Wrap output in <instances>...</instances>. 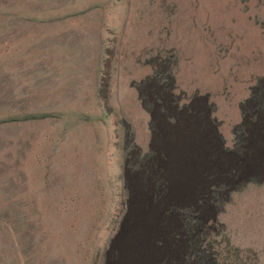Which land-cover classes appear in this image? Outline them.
Masks as SVG:
<instances>
[{
    "label": "rangeland",
    "instance_id": "1",
    "mask_svg": "<svg viewBox=\"0 0 264 264\" xmlns=\"http://www.w3.org/2000/svg\"><path fill=\"white\" fill-rule=\"evenodd\" d=\"M149 126L193 172L177 264H264V0H0V264H84Z\"/></svg>",
    "mask_w": 264,
    "mask_h": 264
},
{
    "label": "crops",
    "instance_id": "2",
    "mask_svg": "<svg viewBox=\"0 0 264 264\" xmlns=\"http://www.w3.org/2000/svg\"><path fill=\"white\" fill-rule=\"evenodd\" d=\"M144 132L146 149L118 161L108 215L89 224L77 248L84 264H177L188 252L191 163L150 126Z\"/></svg>",
    "mask_w": 264,
    "mask_h": 264
}]
</instances>
